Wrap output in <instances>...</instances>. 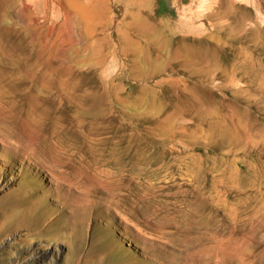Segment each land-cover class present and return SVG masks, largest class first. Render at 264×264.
Masks as SVG:
<instances>
[{"label": "bare ground", "instance_id": "1", "mask_svg": "<svg viewBox=\"0 0 264 264\" xmlns=\"http://www.w3.org/2000/svg\"><path fill=\"white\" fill-rule=\"evenodd\" d=\"M62 1L70 25L79 18L92 25L90 35L103 26L108 31L96 38L87 68L60 48V42L43 38L42 28L34 24L30 5L44 9L48 0H12L14 6L18 3L29 12L20 9V22L7 20L12 15L10 10H0V162L8 163L15 157L22 171L32 167L36 183L40 184L44 176L48 187L55 189L62 210L83 200L110 213L125 201L130 180L151 177L150 168L159 163L172 169L177 161L185 163L186 193L198 199L200 207H206L210 204L205 196L208 172L212 170L204 168V163L219 160L230 169L226 179L231 188L228 195L237 205L235 211L240 212L239 206L250 211L253 226L263 230L264 185L259 180L264 174V158L256 160L261 165H251L245 161L248 151L243 148L240 161L232 150L225 153L226 158L217 159L204 147L197 152L175 148L178 139L195 134L206 135V149L209 146L216 151L232 149L240 137L249 136L250 130L238 123L240 108L229 99L214 97L207 85L213 71L230 78L232 84L240 72L245 78L249 76L253 65L246 59L238 62L237 48L215 32L196 39L178 26L155 20L152 0ZM221 1L225 5L229 2ZM229 15L227 6L216 13L218 18ZM235 23L240 21L235 19ZM62 26L56 27L58 34ZM143 38L153 42L152 48H143ZM152 49L155 54L168 50L162 64L149 56ZM226 50L229 56L223 55ZM111 53L127 61L128 74L108 82L100 69ZM130 53H141V66ZM125 79L142 80L127 90ZM130 104L140 108L146 105L149 111L130 117L126 111ZM157 134L166 135L167 142H172L159 154L148 146L149 137ZM6 174L0 164V178ZM212 181L211 197L220 203L225 194L219 186L221 180ZM22 213L24 208L15 212L14 218ZM17 221L15 227L23 226ZM7 232L0 231V238ZM44 233L38 231L36 235Z\"/></svg>", "mask_w": 264, "mask_h": 264}, {"label": "rangeland", "instance_id": "2", "mask_svg": "<svg viewBox=\"0 0 264 264\" xmlns=\"http://www.w3.org/2000/svg\"><path fill=\"white\" fill-rule=\"evenodd\" d=\"M152 1L155 20L178 26L196 39L215 32L226 44L237 48L238 62L246 59L253 65L249 76L245 78V74L240 72L234 76L232 84L230 78L225 79L213 71L207 85L214 97L229 99L240 108L238 123L250 130L249 139L240 137L239 146L222 151L208 146L209 150H214L212 152L206 149V135L195 134L178 139L175 148L197 152L204 147L210 156L217 159L232 150L236 151L234 156L238 161L243 156L239 151L245 150L248 151L244 155L246 163L261 165L262 162L256 160L264 158V0H229L226 5L221 0ZM14 5L12 0H0V10H10L12 14L7 20L20 22V9L27 14L29 12L18 3ZM64 5L62 0H48V6L40 10L30 5L32 20L42 28L43 38L50 43L60 42V48L77 57L82 68H87L96 38L106 36L108 31L105 32L103 26L90 35L92 25L79 18L70 25ZM225 6L230 15L218 18L217 11ZM235 19L240 21L239 25ZM59 24L63 25V30L58 34L56 27ZM143 39V48H152L153 42ZM154 51L152 49L149 56L159 59L162 64L168 50L165 54L159 50L155 54ZM228 52L226 50L223 55L229 56ZM140 54L130 53V57L141 66L143 58ZM116 55L111 53L100 69L108 82L128 74L127 61L122 62ZM139 80L142 79L126 80L127 90ZM147 107L130 104L126 111L133 117L147 113ZM148 140L153 153H163L172 146L164 134L152 135ZM0 164L7 170L4 178H0V231H8L0 238V264H264V229L258 230L253 226L251 212L245 211L244 207L239 206L240 212L235 211L237 205H233L235 200L228 195L231 188L226 179L230 169L219 160L204 163V168L212 170V173L208 172L205 196L210 204L206 207H200L199 200L186 193L188 177L185 163L177 161L172 169L159 163L150 168L151 177L130 180L125 201L120 209L110 213L83 200L75 201L62 210L56 201L55 189L48 187L45 177L42 176L40 184L33 180L35 171L32 167L29 171H22L15 157ZM216 178L221 180L219 186L225 192L220 203L211 197L212 180ZM259 183L264 185V174L260 176ZM22 208L24 213L19 216L24 220L20 217L15 219V212ZM16 220L23 226L15 227ZM25 225L30 227L27 229ZM38 231L45 233L36 235Z\"/></svg>", "mask_w": 264, "mask_h": 264}]
</instances>
